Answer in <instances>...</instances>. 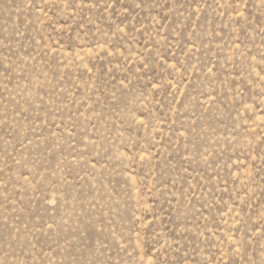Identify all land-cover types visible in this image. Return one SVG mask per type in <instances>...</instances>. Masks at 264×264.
Returning a JSON list of instances; mask_svg holds the SVG:
<instances>
[{"label":"rangeland","instance_id":"rangeland-1","mask_svg":"<svg viewBox=\"0 0 264 264\" xmlns=\"http://www.w3.org/2000/svg\"><path fill=\"white\" fill-rule=\"evenodd\" d=\"M0 264H264V0H0Z\"/></svg>","mask_w":264,"mask_h":264}]
</instances>
